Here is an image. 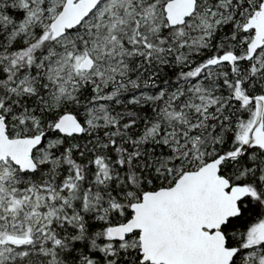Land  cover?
Listing matches in <instances>:
<instances>
[{
	"label": "snow or ice",
	"instance_id": "6c2138e0",
	"mask_svg": "<svg viewBox=\"0 0 264 264\" xmlns=\"http://www.w3.org/2000/svg\"><path fill=\"white\" fill-rule=\"evenodd\" d=\"M0 264H264V0H0Z\"/></svg>",
	"mask_w": 264,
	"mask_h": 264
}]
</instances>
